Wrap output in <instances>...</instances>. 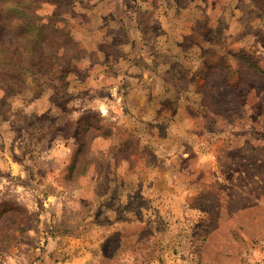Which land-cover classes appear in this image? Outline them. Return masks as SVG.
I'll return each mask as SVG.
<instances>
[{"label": "rangeland", "instance_id": "obj_1", "mask_svg": "<svg viewBox=\"0 0 264 264\" xmlns=\"http://www.w3.org/2000/svg\"><path fill=\"white\" fill-rule=\"evenodd\" d=\"M0 264H264V0H0Z\"/></svg>", "mask_w": 264, "mask_h": 264}, {"label": "trees", "instance_id": "obj_2", "mask_svg": "<svg viewBox=\"0 0 264 264\" xmlns=\"http://www.w3.org/2000/svg\"><path fill=\"white\" fill-rule=\"evenodd\" d=\"M13 6H15V4L14 3H11V8L13 7ZM15 11H17L16 12V14L17 15H19V16H22L24 19H25V21H28V15L23 11V9L21 8V7H15ZM28 23V22H27ZM25 24V26H28V28H31L30 27V23H28V24ZM2 31H4V29L2 30ZM7 45H9V43H6ZM34 53V51L32 50V48H31V55ZM6 54H8V53H6ZM31 55H30V57H31ZM30 57H29V59H30Z\"/></svg>", "mask_w": 264, "mask_h": 264}]
</instances>
